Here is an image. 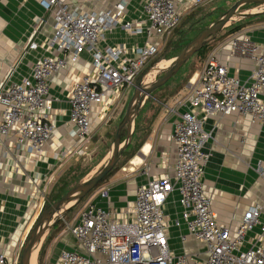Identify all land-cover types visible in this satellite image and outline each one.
Here are the masks:
<instances>
[{
	"label": "built area",
	"instance_id": "obj_1",
	"mask_svg": "<svg viewBox=\"0 0 264 264\" xmlns=\"http://www.w3.org/2000/svg\"><path fill=\"white\" fill-rule=\"evenodd\" d=\"M212 1L189 0L185 9L188 13ZM38 2L54 20L53 38L45 45L49 55L36 62L30 77L1 84L0 138L12 137L18 148L42 156L58 128L50 98L51 81L76 65L83 54H89L90 71L81 79L75 78L70 89L69 123L77 128L78 140L60 153L61 161L67 163L87 155L95 133L113 119L160 54L161 42L153 38L161 41L169 37L180 27L185 14L176 0H144L145 20L122 25L131 36L146 35V43L131 49L120 46L101 51L99 46L107 34L121 25L125 0L111 10L90 13L71 6L68 0ZM227 45L233 56L256 64L250 79L230 76L217 53H210L199 78L191 82L187 96L178 102L186 110L174 126V175L154 177L138 187L135 201L126 210L103 209L95 204L97 198L109 199L107 188L90 196L74 216V223L68 225L84 252L63 251L59 264H264V225L261 233L247 242L248 235L261 225L264 200L247 210L233 232L219 223L204 184L212 157L206 151L213 139L212 133L205 130L209 119L238 116L253 125H264V38L256 42L249 32L241 31L231 35ZM38 48L36 42L29 46L30 50ZM256 172L264 181V161L258 162ZM176 192L188 230V236L181 237L185 250L181 255L171 249L170 229L180 227L182 222H172L165 213ZM43 199L35 194L30 200L40 215L45 207ZM190 237L195 252L187 251ZM0 264H9L2 251Z\"/></svg>",
	"mask_w": 264,
	"mask_h": 264
},
{
	"label": "crops",
	"instance_id": "obj_2",
	"mask_svg": "<svg viewBox=\"0 0 264 264\" xmlns=\"http://www.w3.org/2000/svg\"><path fill=\"white\" fill-rule=\"evenodd\" d=\"M120 1L68 0V3L80 7L82 12L90 13L111 10ZM125 1L127 7L121 25L107 34L105 42L99 46L101 51L120 46L131 49L147 41L146 35L131 36L122 25L145 20L142 11L144 0ZM176 1L185 19L192 12L187 13L185 9V2L189 0ZM242 31L249 32L256 42L263 41L264 29ZM53 34V17L43 10L38 0H0V86L30 77L36 62L49 55L45 45L49 44ZM169 37L160 41L155 36L153 41L161 42L163 47ZM230 37L217 43L212 52H216L221 62L228 67L230 76L247 81L256 69V64L247 58L232 55L227 45ZM33 42L38 43L37 50L29 49ZM208 56H194L175 78L172 77L146 101L135 121L130 146L137 148L135 155L129 159L124 172L112 176L87 199L100 189L107 188L109 199L97 198L95 204L103 209L126 210L135 201L138 187L154 177L174 175L177 159L174 126L180 114L186 110L178 102L187 96L191 82L199 78ZM91 63V56L83 54L76 65L69 66L52 79L50 98L54 103L53 114L58 128L57 135L49 142L42 156L35 157L25 149L18 148L12 137L0 138V251L7 255L9 264H20L23 248L40 216L39 209L36 210L30 204L31 196L37 194L45 200L52 185L73 161L64 163L60 158L61 151L78 140L77 128L69 123L70 89L75 78L81 79L88 74ZM125 101L119 109H122ZM2 113L3 108L0 107V115ZM103 128L97 132L103 131ZM262 129L264 125H253L249 119L238 116L211 118L205 125V130L213 136L206 146V151L212 153L204 176L206 193L212 200L219 223L233 232L247 210L264 200V181L256 172L258 162L264 161ZM179 200L180 196L176 192L169 199L165 211L172 222H182L180 227L173 226L170 229V246L177 255L185 251L181 237L188 236ZM57 225L44 238L38 255L39 264H59L63 251L84 252L69 231L68 223L64 221ZM263 225L264 213L261 225L248 235V243L261 233ZM248 247L247 244L246 249ZM186 248L188 252H195L193 238H189Z\"/></svg>",
	"mask_w": 264,
	"mask_h": 264
},
{
	"label": "rangeland",
	"instance_id": "obj_3",
	"mask_svg": "<svg viewBox=\"0 0 264 264\" xmlns=\"http://www.w3.org/2000/svg\"><path fill=\"white\" fill-rule=\"evenodd\" d=\"M236 1L238 0H214L209 4L192 11L184 19L180 27L176 31H174L172 35L167 39L163 47L161 46L162 48L161 53L145 70V72L139 78L137 85L141 82H144L145 85H149L156 82L159 78H161L164 75L162 69H165V67L168 65L169 59L176 57L191 41H193L196 37H198L226 10H228L231 6H233ZM252 6L253 7H250L249 9L241 8L239 14L243 16L238 17L233 22H231L221 32L219 37L215 41L209 44L206 53L201 57L203 58L207 57L208 54L212 52L213 47H215L217 43L226 41V39L230 36L231 29H233L237 25L245 24V29H253V30L264 29V6H257V5H252ZM245 15H254V16L245 18L244 17ZM250 18H254V21H252L250 24H247L246 20ZM178 74L179 73L174 75L173 78H175ZM134 91L135 88H133L130 91L129 97L126 98V101L124 102L122 109H119L117 111V114L113 117V119L106 125L105 128H103L104 130L95 133L91 147L87 155L78 160L74 159L73 161H71V163L68 165L64 173L58 178L57 181H55L47 197L44 200L45 207L43 212L51 205L49 203V197L51 196L53 191L54 190L59 191L61 188H63V183H64L63 180L64 181L66 180L68 185L67 186L68 190H66L62 194L64 196L69 190L76 187L79 183L93 176L98 170H100L108 162L109 155L112 152V146L117 133L118 126L122 121L127 105L131 97L133 96ZM261 132H264V129H262ZM123 138H124L123 140L124 142L126 139L125 132ZM128 161H129V155H125V156L123 155V158L117 165L113 176L124 172V169L127 168L129 164ZM110 178H108L106 181L108 182ZM78 181L80 182L77 183ZM105 182L102 185H104ZM86 201L87 198H85L74 209H72L69 213L65 215L63 220L67 222L68 225H72L74 223V216L84 206ZM39 218L40 216L38 217V220ZM38 220L36 221L35 225L37 224ZM63 220H61L60 222L63 223L64 222ZM37 264H39V262Z\"/></svg>",
	"mask_w": 264,
	"mask_h": 264
},
{
	"label": "water",
	"instance_id": "obj_4",
	"mask_svg": "<svg viewBox=\"0 0 264 264\" xmlns=\"http://www.w3.org/2000/svg\"><path fill=\"white\" fill-rule=\"evenodd\" d=\"M248 5L264 6V0L236 1L233 6L226 10L198 37L191 41L176 57L169 59L168 65L165 69H162L164 75L161 78L149 85H145L144 82H141L136 86L134 94L127 105L122 121L118 126L108 162L93 176L79 183L76 187L69 190L60 200L51 204L40 215L37 224L30 233L23 248L20 264H31L34 254L38 253L39 255L44 238L50 230L63 220L67 213L74 209L92 192L97 190L117 167L123 158L124 152L127 151L132 144L135 121L146 101L152 97L157 90L163 88L198 52L215 41L231 22L236 18L243 16L239 14V11L241 8ZM253 16L254 15H245L244 17L248 18ZM124 130L127 132V137L123 142L122 133Z\"/></svg>",
	"mask_w": 264,
	"mask_h": 264
},
{
	"label": "trees",
	"instance_id": "obj_5",
	"mask_svg": "<svg viewBox=\"0 0 264 264\" xmlns=\"http://www.w3.org/2000/svg\"><path fill=\"white\" fill-rule=\"evenodd\" d=\"M250 7H253V6L252 5H248V6L243 7V9H249ZM252 21H254V18L247 19L246 20V23L247 24H250ZM243 29H245V24H243V25H237L233 29H231L230 35H233L235 33L241 32ZM208 47H209V44L207 46H205L200 52H198L195 56H202V55H204L206 53ZM136 131H137V127H136ZM124 132H125V135L127 136V132H126V130H124L123 133H122V141L124 140V138H123L124 137ZM136 150H137V148L130 147L127 151L124 152V156L125 155H129V159H130L131 157H133L135 155V151ZM115 169L106 178V180L114 175ZM63 182H64L63 183V188H61L59 191L54 190L53 193L51 194V196L49 197V203L50 204H53V203L57 202L58 200H60L63 197V195H62L63 192H65L66 190H68V188H67L68 185H67L66 180L65 181L63 180ZM79 182L80 181H78L77 183H79ZM61 223L62 222H59L58 225H60Z\"/></svg>",
	"mask_w": 264,
	"mask_h": 264
},
{
	"label": "bare ground",
	"instance_id": "obj_6",
	"mask_svg": "<svg viewBox=\"0 0 264 264\" xmlns=\"http://www.w3.org/2000/svg\"><path fill=\"white\" fill-rule=\"evenodd\" d=\"M38 253H35L32 259V263L31 264H37L38 263V257H37Z\"/></svg>",
	"mask_w": 264,
	"mask_h": 264
}]
</instances>
